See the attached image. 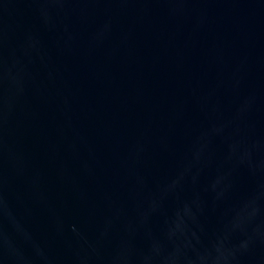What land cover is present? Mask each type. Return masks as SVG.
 Instances as JSON below:
<instances>
[{
	"label": "water",
	"instance_id": "1",
	"mask_svg": "<svg viewBox=\"0 0 264 264\" xmlns=\"http://www.w3.org/2000/svg\"><path fill=\"white\" fill-rule=\"evenodd\" d=\"M0 264H264V0H0Z\"/></svg>",
	"mask_w": 264,
	"mask_h": 264
}]
</instances>
